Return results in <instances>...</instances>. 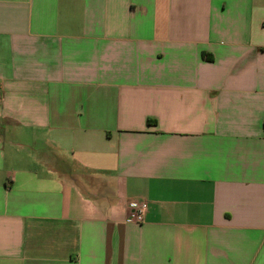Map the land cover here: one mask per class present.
<instances>
[{
	"label": "crops",
	"instance_id": "0c3cea01",
	"mask_svg": "<svg viewBox=\"0 0 264 264\" xmlns=\"http://www.w3.org/2000/svg\"><path fill=\"white\" fill-rule=\"evenodd\" d=\"M0 264H264V0H0Z\"/></svg>",
	"mask_w": 264,
	"mask_h": 264
},
{
	"label": "built area",
	"instance_id": "2783aa9c",
	"mask_svg": "<svg viewBox=\"0 0 264 264\" xmlns=\"http://www.w3.org/2000/svg\"><path fill=\"white\" fill-rule=\"evenodd\" d=\"M148 211V204L145 201L136 203L135 217L138 222H143Z\"/></svg>",
	"mask_w": 264,
	"mask_h": 264
}]
</instances>
